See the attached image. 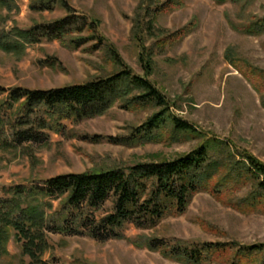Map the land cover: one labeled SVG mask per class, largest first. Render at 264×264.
Masks as SVG:
<instances>
[{"label": "rangeland", "instance_id": "obj_1", "mask_svg": "<svg viewBox=\"0 0 264 264\" xmlns=\"http://www.w3.org/2000/svg\"><path fill=\"white\" fill-rule=\"evenodd\" d=\"M66 2L70 14L85 22L83 30L61 41L40 38L17 52L0 49V87L49 91L129 70L148 80L169 113L195 132L162 142L137 140L136 131L162 109L149 104L127 110L120 102L83 120L40 109L20 127L24 111L8 94L0 96V201H11L18 188L24 192L23 209L40 205L45 244L36 264H182L163 256L168 248H150L152 240L170 247L229 245L228 252L203 264H237L235 255L258 247L239 263L264 264V189L250 180L229 183L218 194L200 190L181 215H167L149 229L128 224L120 238L105 242L93 239L86 226L111 213L112 202L72 211L64 207L65 196H38V203L26 198L58 176L172 161L204 143H211L213 157L222 156V144L236 160L246 154L264 164V32H245L264 18V0ZM17 7L0 11V32L25 31L70 15L59 6L32 12L28 0L17 1ZM28 129L38 140L12 141L13 133ZM170 130L167 125L162 134ZM0 264L35 263L12 233Z\"/></svg>", "mask_w": 264, "mask_h": 264}, {"label": "trees", "instance_id": "obj_2", "mask_svg": "<svg viewBox=\"0 0 264 264\" xmlns=\"http://www.w3.org/2000/svg\"><path fill=\"white\" fill-rule=\"evenodd\" d=\"M17 1L20 0H0V11L17 10ZM28 2L29 9L35 13L51 12L58 6L68 15L72 12L66 0ZM81 20L83 19L70 14L66 18L36 25L25 31L13 29L11 33L0 32V49L17 52L23 48L22 44L36 43L40 38L61 41L70 32L83 30L85 22L82 24ZM245 32L263 33L264 18L252 22L245 28ZM11 34L15 37H11ZM133 91H136L135 95H131ZM5 94H8L11 104H19L24 111L26 121L19 122L20 127L28 126L31 115L40 109L59 115L60 119L83 120L98 116L115 102H120L127 110L149 104L162 109L136 131L134 138L137 140L162 142L195 132L190 125L169 113L164 97L148 80L134 76L129 70H121L108 78L95 79L83 85L49 91L22 88L6 90L0 87V96ZM1 125L0 119V127ZM167 125L171 129L169 134H162ZM40 127L44 128L41 124ZM1 132L3 129H0ZM35 140H38V136L33 135L31 129L17 131L12 135V141L16 144ZM210 144L204 143L172 161L138 164L127 171L112 169L58 176L47 180L44 187L28 191L26 198L38 203V196H65L64 207L72 211L85 207L97 210L107 202H112L111 213L86 226L93 239L105 242L120 238L122 229L128 224L138 229H149L167 215H181L192 196L200 190L210 188L212 193L218 194L229 183H243L246 180L256 182L264 189V164L246 154H241V159L236 160L230 153H225L222 144V156L213 157L209 152ZM23 193L17 188L11 201H0V259L6 254V244L13 233L15 241L21 244L23 253L36 264L45 244L44 216L38 204L28 205L25 209L21 207ZM149 247L168 248L162 252L163 256L182 264L210 262L230 250L229 245L220 243H177L170 247L158 240L150 241ZM256 249L259 248L250 247L244 257L235 255L238 257L237 264H240L241 258L249 257ZM231 264L235 262L231 261Z\"/></svg>", "mask_w": 264, "mask_h": 264}]
</instances>
